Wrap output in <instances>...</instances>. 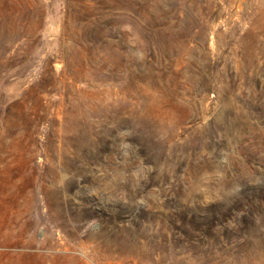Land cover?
I'll use <instances>...</instances> for the list:
<instances>
[{"label": "rangeland", "instance_id": "374dc122", "mask_svg": "<svg viewBox=\"0 0 264 264\" xmlns=\"http://www.w3.org/2000/svg\"><path fill=\"white\" fill-rule=\"evenodd\" d=\"M0 264H264V0H0Z\"/></svg>", "mask_w": 264, "mask_h": 264}]
</instances>
